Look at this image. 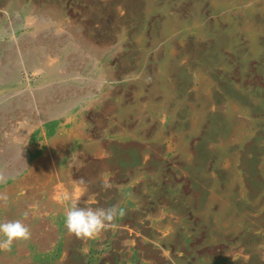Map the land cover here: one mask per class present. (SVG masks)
Masks as SVG:
<instances>
[{"label": "rangeland", "instance_id": "rangeland-1", "mask_svg": "<svg viewBox=\"0 0 264 264\" xmlns=\"http://www.w3.org/2000/svg\"><path fill=\"white\" fill-rule=\"evenodd\" d=\"M49 86L59 87L41 92ZM48 95L92 115L120 107L134 126L145 108L147 138L179 133L192 161L179 147L166 154V143L151 144L163 173L148 209L162 201L184 212L195 234L190 264L235 250L240 238L247 261L231 264H264V0H0V99ZM100 98L103 107L93 104ZM239 108L247 111L242 145L230 138ZM142 148L136 141V156ZM150 185L158 187L155 176ZM208 198L242 227L209 238Z\"/></svg>", "mask_w": 264, "mask_h": 264}, {"label": "bare ground", "instance_id": "bare-ground-1", "mask_svg": "<svg viewBox=\"0 0 264 264\" xmlns=\"http://www.w3.org/2000/svg\"><path fill=\"white\" fill-rule=\"evenodd\" d=\"M53 89L49 86L41 92ZM4 99H0V220L21 219L30 227L31 238L14 244L9 252H0V264H190L186 254L195 253V234L184 212L162 201L157 209H148L150 201L158 197L163 173L161 163H151V144L166 143V154L179 147L186 163L192 161L179 133L169 137L156 133L147 138L146 131H141L149 116L143 113L145 108L139 110V123L134 126L120 107L117 112L92 115L72 102H54L49 95L33 100ZM93 104L103 107L104 101L100 98ZM231 110L226 115L233 116ZM246 115L247 111L239 108L237 125L230 124L237 132L230 138L235 137L240 145L247 138ZM157 118L164 129L166 117L158 114ZM136 141L143 144L137 156ZM212 146L221 149L220 144ZM226 163L233 168L235 161ZM153 176L158 187L150 185ZM234 176L242 185L241 175ZM81 178L85 185L78 184ZM82 187L86 191H79ZM167 189L170 196L179 191L178 185ZM39 191L43 196L34 201ZM211 191L214 197V189ZM244 192L242 188L240 195ZM74 203L103 208L115 204L123 214L117 215L114 227L94 238H77L65 227V210ZM212 204L208 198L201 214L209 238L215 239V232L225 234L242 227L225 212V206L221 204L213 212ZM242 240L235 250L212 259L197 258L191 264L246 262Z\"/></svg>", "mask_w": 264, "mask_h": 264}, {"label": "clouds", "instance_id": "clouds-1", "mask_svg": "<svg viewBox=\"0 0 264 264\" xmlns=\"http://www.w3.org/2000/svg\"><path fill=\"white\" fill-rule=\"evenodd\" d=\"M81 178L78 184L85 185ZM105 187L109 185L105 184ZM79 191H86L82 187ZM123 213L117 205L108 208L80 207L73 204L65 210V227L70 234L77 238L91 239L105 229L114 227L113 221L117 215ZM27 215V213H25ZM31 238V230L21 219L0 220V252H9L16 243L27 241Z\"/></svg>", "mask_w": 264, "mask_h": 264}]
</instances>
